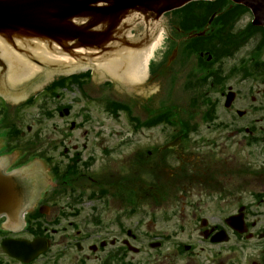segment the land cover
I'll return each mask as SVG.
<instances>
[{"label": "flooded vegetation", "instance_id": "obj_1", "mask_svg": "<svg viewBox=\"0 0 264 264\" xmlns=\"http://www.w3.org/2000/svg\"><path fill=\"white\" fill-rule=\"evenodd\" d=\"M211 12L218 18L212 42L219 50L212 60L200 52L196 57L180 36L167 39L171 50L177 41L184 43L180 59L187 75L185 86L199 87L206 80L207 98L215 93L212 99L198 100L208 105L209 114L188 117L160 111L157 115L156 106H148L152 96L136 99L133 147L119 149L120 160L107 163V172L101 177L106 188L119 187L123 178L118 167L128 162L134 168L133 195L106 196L102 212L94 215L100 219V228L94 233L93 228L79 231L73 222L64 225V220L73 216L63 208L53 210L52 197L44 192L43 206L38 204L26 216V225L32 230H4V219H0V264H24L4 254L3 240L34 238L45 239L48 248L29 264H264V35L251 27L253 14L249 9L218 0ZM171 26L175 28L173 22ZM168 56L167 60L171 53ZM205 58V63L200 61ZM178 59L177 53L171 66ZM248 82L250 106L237 109L235 103L242 90L236 87ZM63 91L70 90L56 89L44 98L49 101L55 97L59 102L55 113L70 120L72 109L61 102ZM230 91H235V99L226 108ZM62 130L56 131V142L46 141L42 135L37 148L21 150L3 143L0 156L16 154L10 169L17 163L41 162L48 174L46 187L73 186L78 180L77 166L82 172L90 169L93 155L84 156L86 145L77 147L71 128ZM27 133H31L28 128ZM237 143L239 150L245 149L243 153H238ZM114 151L102 149L105 161L113 162L109 156ZM177 187L180 192L172 195L168 188ZM126 207L132 211H125ZM162 209L169 210L167 218L154 219L153 211ZM186 214L198 221L192 228L195 242L193 237L182 239ZM127 217L135 219L133 230L125 229ZM47 221L55 228L41 226Z\"/></svg>", "mask_w": 264, "mask_h": 264}, {"label": "water", "instance_id": "obj_2", "mask_svg": "<svg viewBox=\"0 0 264 264\" xmlns=\"http://www.w3.org/2000/svg\"><path fill=\"white\" fill-rule=\"evenodd\" d=\"M192 1L197 0H0V94L10 96L9 84L17 74L21 78L40 76L43 72H79L85 68H92L96 76L110 75L130 86H139L147 76L154 51L163 40L162 33L147 50L136 51L152 42L164 13ZM138 21L145 24L146 37L130 41L127 32ZM160 53L155 54L157 62ZM174 67L167 72L168 77ZM153 68L154 65L152 72ZM18 83L21 81L15 80V85ZM100 85L97 81L98 92L110 90ZM136 92L121 86L114 89V94L123 100V93L139 98ZM126 102L133 109L132 103ZM156 105L159 106V100ZM20 172L23 171L3 180L12 183L4 188L9 196L7 211L12 218L21 214L27 205L15 182L22 175ZM3 213L2 208L0 214ZM17 244L28 247L16 242L9 244L15 247L13 250L4 245L5 250L18 257L22 254L17 253ZM40 246L41 243L35 251L31 250L30 258L40 251ZM19 259L28 260L24 256Z\"/></svg>", "mask_w": 264, "mask_h": 264}, {"label": "rangeland", "instance_id": "obj_3", "mask_svg": "<svg viewBox=\"0 0 264 264\" xmlns=\"http://www.w3.org/2000/svg\"><path fill=\"white\" fill-rule=\"evenodd\" d=\"M159 54V58H160ZM173 80L172 86V93L170 97L167 96L170 103H179L189 98L193 97V93L186 92L182 90V83L183 80V71L182 67L179 64H176L174 70L170 76ZM239 87V86H237ZM246 87V86H245ZM244 87V88H245ZM114 89H120V86L115 87ZM245 93L248 94V88L243 89ZM85 95L80 93L78 89L73 90L70 93H67L64 99L61 101L64 104H71L73 107L72 111V119L70 120H62L58 116L54 117L53 119H49L43 113V110H53L56 106L59 105V102L47 100L46 103L43 102V99H39L35 102V104L19 113V116H12V112L10 111V117H15L14 121L17 123V126L20 127L22 130L23 128L28 125L31 128V133L27 134L24 133L23 141L32 140L35 138V134L42 133L44 139L46 141H53L56 142L55 139L59 136L56 131H68V123L69 121L75 122V128L72 133L73 135V142H76L77 147H81L82 144H85L84 147V156L87 154H92L95 158V162L91 168V172L89 174H101L105 168L107 163H114L116 158L120 160V154H118L119 149H127L133 147L132 145L127 146V143H132L133 138H130L126 134H129L127 128L129 127L126 118L119 117V119H115L111 117V115L107 114L105 111L103 112L102 103L100 102L101 99H111V100H123L122 98L118 97L114 94V90H107L105 92H98L97 91V81L94 83H90L85 87ZM164 102V100H159L160 102ZM243 104L238 105V107L246 106V100H242ZM128 105L129 103L126 102ZM45 104V105H44ZM43 109V110H42ZM7 110V106L0 104V111ZM53 112V111H52ZM85 115L88 117V121L85 120ZM3 119V115H0V120ZM1 122V121H0ZM54 127H61L60 129L54 130ZM1 129V123H0ZM86 132L87 136H83V133ZM55 134V136H54ZM122 134L126 135L123 142L121 141ZM158 136V134H157ZM84 137V138H83ZM128 141V142H126ZM125 142V143H124ZM124 143V144H123ZM237 144V149H239ZM55 148V147H52ZM116 149L109 157L110 160L113 162L105 161L106 157L101 156L102 149ZM110 152V151H109ZM106 170H104L105 172ZM122 171V170H121ZM125 176V175H123ZM92 189V188H90ZM94 190V189H92ZM88 194V190H86V195ZM79 210L81 211L83 216H86L91 211H100L101 210V201L90 202L88 199H84L82 203L79 205ZM82 217V216H81ZM78 222L81 223V219H77ZM135 223L134 220H126V225L133 227ZM194 220L192 219L191 215H186L183 221V225L185 228L184 235L182 239H186L188 236L189 238L193 237V241L195 242L196 234L192 231ZM160 227H163L162 224L159 223ZM92 227V226H91ZM88 228V226H87Z\"/></svg>", "mask_w": 264, "mask_h": 264}]
</instances>
